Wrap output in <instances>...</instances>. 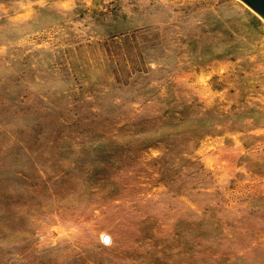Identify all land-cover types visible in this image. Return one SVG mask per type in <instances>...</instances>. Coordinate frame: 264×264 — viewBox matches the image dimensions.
<instances>
[{
  "label": "rangeland",
  "instance_id": "rangeland-1",
  "mask_svg": "<svg viewBox=\"0 0 264 264\" xmlns=\"http://www.w3.org/2000/svg\"><path fill=\"white\" fill-rule=\"evenodd\" d=\"M0 264H264V19L0 0Z\"/></svg>",
  "mask_w": 264,
  "mask_h": 264
},
{
  "label": "water",
  "instance_id": "water-1",
  "mask_svg": "<svg viewBox=\"0 0 264 264\" xmlns=\"http://www.w3.org/2000/svg\"><path fill=\"white\" fill-rule=\"evenodd\" d=\"M264 19V0H242Z\"/></svg>",
  "mask_w": 264,
  "mask_h": 264
},
{
  "label": "snow or ice",
  "instance_id": "snow-or-ice-1",
  "mask_svg": "<svg viewBox=\"0 0 264 264\" xmlns=\"http://www.w3.org/2000/svg\"><path fill=\"white\" fill-rule=\"evenodd\" d=\"M105 243H110V239L109 238H105Z\"/></svg>",
  "mask_w": 264,
  "mask_h": 264
}]
</instances>
